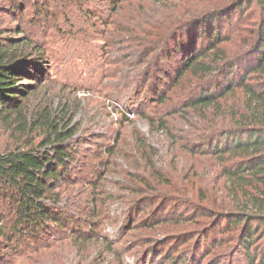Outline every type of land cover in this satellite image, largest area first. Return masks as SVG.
<instances>
[{
	"label": "rangeland",
	"instance_id": "rangeland-1",
	"mask_svg": "<svg viewBox=\"0 0 264 264\" xmlns=\"http://www.w3.org/2000/svg\"><path fill=\"white\" fill-rule=\"evenodd\" d=\"M213 1L125 0L115 13L106 0H0V40L13 41V48L38 58V79L25 82L36 89L25 101L24 116L31 120L45 109L55 114L66 105L75 117L78 131L68 143L77 156L60 188L59 206L88 217V223L66 222L70 229L64 224L53 235L42 234L43 241L29 238L0 248V264H251L241 244L243 225H233L231 218L246 198L234 197V186L222 171L234 160L196 150L199 137L217 130L214 122L191 117L193 110L185 118L166 115L200 78L186 72L176 85L165 72L154 70L145 93L119 96L105 88L116 80L119 48L127 45L122 36L151 31L180 16L189 19ZM249 13L242 16L238 10L232 24L226 21L223 37L229 40L219 45L220 57L249 50L245 38L254 22ZM205 45L200 41L198 47ZM249 55L247 63L251 58L255 63ZM180 58L176 54L160 62V68L173 71ZM155 87L167 93L164 104L151 102ZM233 102L228 97L221 103ZM120 111L132 121L124 122ZM222 111L211 109L208 116ZM159 117L167 119L171 133L148 119ZM20 121L16 114L0 120V151L23 146L30 138L38 145L46 137L41 125L31 133L19 127ZM140 137L144 145L136 140ZM91 211L100 216L91 219ZM46 241L53 245L43 247ZM166 255L171 258L165 263Z\"/></svg>",
	"mask_w": 264,
	"mask_h": 264
},
{
	"label": "trees",
	"instance_id": "trees-1",
	"mask_svg": "<svg viewBox=\"0 0 264 264\" xmlns=\"http://www.w3.org/2000/svg\"><path fill=\"white\" fill-rule=\"evenodd\" d=\"M124 1L106 0L115 13ZM145 1L168 4L175 0ZM208 7L189 19L180 16L167 25L156 24L151 31H133L122 36L127 45L119 48L116 80L107 83L105 88L110 87L111 92L119 96L132 90L145 93V84L154 70L165 72L176 85L186 72L200 78L193 90L169 106L166 115L180 114L185 118L190 117L193 110L191 117L198 115L214 122L217 130L199 137L196 150L226 158V161L234 160L222 171L234 186V197L241 195L246 198V203L243 209L231 212L232 224L243 225L241 244L251 264H264V242L256 244L264 239V0H216ZM238 10L242 16L249 11L248 19L254 20V29L249 32V38H245L249 50L230 58L220 57L223 50L219 45L229 40L223 37L224 26L226 21L232 24ZM200 41L207 42L202 49L198 47ZM109 42L117 44L114 40ZM12 43L0 40V120L16 114L21 119V129H31L32 133L37 125H41L46 130V137L38 145L30 138L23 146L0 151V248L29 238L43 241L42 234L53 235L56 227L65 225L70 229L76 220L88 223L87 216L72 215L68 210H60L59 206L62 200L60 188L68 182L77 156L68 143L78 131L75 117L66 105L60 106L55 114L45 109L31 120L24 116L25 101L36 89L35 85L25 82L38 79L40 71L34 64L38 58L18 51ZM249 53L255 57V63L252 58L251 63H247ZM176 54H181V58L175 70L164 69L165 65L160 68V62H170ZM152 92L150 94L155 98L151 97V102H166V92L158 91L157 87ZM228 97L234 102L230 105L221 103ZM211 109H223L220 116H215L220 117L219 121L208 116ZM120 112L124 122L132 121L129 113ZM148 119L158 125L157 129L171 133L164 117ZM136 140L140 145L145 144L141 137ZM109 153L113 154V151ZM148 162L155 170L154 161L148 159ZM99 214L91 211V219ZM77 231L83 233V229ZM43 243V247L53 245L50 241L41 245ZM170 258L171 255H166L165 263Z\"/></svg>",
	"mask_w": 264,
	"mask_h": 264
}]
</instances>
